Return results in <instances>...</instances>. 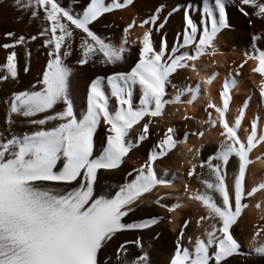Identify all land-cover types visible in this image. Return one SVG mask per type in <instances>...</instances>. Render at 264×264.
<instances>
[{"label": "snow or ice", "instance_id": "snow-or-ice-1", "mask_svg": "<svg viewBox=\"0 0 264 264\" xmlns=\"http://www.w3.org/2000/svg\"><path fill=\"white\" fill-rule=\"evenodd\" d=\"M14 4L41 26L27 37L3 33L6 42L0 43V50L6 55L0 60V85L18 84L21 71L29 73L30 42L40 41L46 65L34 82L0 96V264H155V249L145 237L155 241L160 233L151 234L154 227L173 220L171 215L138 213L150 206L147 197L172 187V181L158 175L156 165L189 134L203 141L205 125L218 130L219 140L203 159V143L187 149L191 155L184 175L199 188L183 185L186 199L201 209L195 227L202 235L185 240L190 225L185 219L166 264H264V224L254 227L246 246L234 231L249 198L264 191V182L252 187L246 183L250 153L264 143V124L254 116L250 129L244 128L241 135L247 100L234 120L228 115L245 66L260 78L257 94L264 106V33L251 37L250 50L243 52L234 69L228 66L218 90L219 103L208 101L207 118L199 121V129L177 140L176 129L167 127L144 162L124 171L115 189L103 183L123 171L130 152L153 134L151 129L167 107L180 111V105H193L202 85L212 84L215 72L195 86H185L177 78L181 70L195 72L196 62L209 50L215 52L218 36L232 27L229 7L251 25L252 18L264 22V0H202L195 17L185 7L179 40L171 45L154 34L181 12L179 6L169 10L161 3L139 24L133 18L120 37H111L96 30L99 25L109 27L105 14L134 6L135 0H84L75 5L71 0H14ZM134 27L142 32L130 40ZM88 67L105 74L93 72L85 101L78 104L73 81L77 69ZM193 118L187 113L181 117ZM162 199L157 195L151 204L169 214L180 208L179 203L166 206ZM127 234L135 238L129 240Z\"/></svg>", "mask_w": 264, "mask_h": 264}, {"label": "bare ground", "instance_id": "bare-ground-1", "mask_svg": "<svg viewBox=\"0 0 264 264\" xmlns=\"http://www.w3.org/2000/svg\"><path fill=\"white\" fill-rule=\"evenodd\" d=\"M83 2L84 0H71V4L73 5ZM161 3L165 4L169 10L173 6H179L181 12L173 14L168 19L165 27L160 30L159 35L154 34V38L158 40L163 36L170 45L175 44L179 40L182 10L185 7L190 8L192 10V15L195 17L199 14L198 9L202 7V0H135L134 6H129V8L125 10H116L114 13L105 14L103 19L109 27L99 25L96 30L98 34L104 36L120 37L123 27L132 22L133 18H135L136 23L139 24L142 19L152 14L154 8ZM228 16L232 25L231 30H226L218 36L215 52L209 50L208 54L197 61V70L195 72L191 70H181L177 78V80L182 81L185 86H195L196 82L209 78L215 72L217 75L214 77L212 84L202 85L198 99L193 105H180V111H176L177 106L166 108L165 116L158 121L155 128L151 129L153 134L149 136L147 141L142 142L138 148L130 152L129 156L126 158V164L122 166L123 171L116 174L115 178H108L103 181L104 184L110 186L109 190L116 188L124 171H131L133 167H139L140 164L144 162L152 145L160 138L167 127L175 128V138L177 140H183V134L185 132L192 133L196 131L201 127L199 121L207 118L204 108L208 101L211 99L213 102L219 103L218 90L228 74V66L234 69L236 63L241 61L243 52L250 50L251 37L257 33H264V22L252 18V24L249 25L248 18H245L234 7H229ZM40 26L38 21L31 20L27 14L18 10L15 7L14 0H0V43L6 42L2 39V35L6 31H14L17 34H23L27 37L36 34ZM141 32V29L134 27L130 30L129 39H135ZM30 43L32 55L29 73L24 74L21 71L18 84L9 82L0 85V96H3L13 88L26 87L30 82H34L41 74L42 69L46 65L45 52L40 48L39 40ZM132 51L136 52V46H133ZM5 55L4 51L0 50V60H3ZM123 67L126 68L127 65ZM77 72L78 75L73 81V87L78 104H83L86 97L89 77L93 72L98 75H103L105 73L102 70L93 69L91 67H88L87 71L77 69ZM0 74H3L2 69H0ZM185 77H188V79L185 80ZM237 80L239 81V86L233 91V100L230 103V112L228 115L230 120H234L235 116L238 114V109L244 104L245 100L248 101L246 116L242 121L241 127V135L243 136L245 135L243 129H250V120L254 116H259L261 123L264 124V106H262L257 94L260 80L258 74H250L249 67L245 66L241 70V75L237 77ZM204 89L208 90V95H204ZM173 112L175 115H169V113ZM186 113L193 115L194 118L192 120L181 119ZM213 115H215V113H213ZM0 116H2V111H0ZM203 130H205L203 141L189 134L185 142L178 144L177 149H175L169 157L164 158L156 165L158 175H161L166 180L172 181V187L161 188L158 192H154L147 197L146 203L150 206L138 213V215L145 217L156 214L167 218L171 215L173 220V223H167L166 221L162 222L158 227H155L152 233L153 235L155 232L160 233L158 239L155 241L151 240L156 248V254L153 257L155 264H166V260L173 250L175 236L185 219L190 220L189 227L185 229V240H187L189 236L194 239L196 236L202 235V229H197L195 227V220L201 214V209L197 203L186 199L183 192V185L184 183H189L191 190L199 188L197 182H189L186 175H184L188 166L187 161L191 155L187 152V149L199 146L203 143L204 148L201 152V159H203L214 150L219 140L217 129L205 125ZM155 133H159V135ZM102 137L103 128L98 130L96 136L97 146H99ZM250 159L252 162L247 169L246 183L249 187H252L264 182V143L257 145V147L253 149L252 153H250ZM173 173H176L175 178L173 177ZM157 195L163 197L161 202L166 206L179 203L180 208L176 212L169 214L165 209L151 204V201L155 199ZM256 203H260L261 207L256 208ZM261 224H264V191L257 192L252 198H249V207L245 210V215L238 226L235 227V235L242 244L246 246L254 231V227ZM112 251V249L108 250L109 256L112 255ZM113 264H115V262H113Z\"/></svg>", "mask_w": 264, "mask_h": 264}, {"label": "rangeland", "instance_id": "rangeland-1", "mask_svg": "<svg viewBox=\"0 0 264 264\" xmlns=\"http://www.w3.org/2000/svg\"><path fill=\"white\" fill-rule=\"evenodd\" d=\"M155 230V227H154V229L151 231V234L153 233V231ZM126 238L127 239H129V240H132V239H134L135 238V236L133 235V234H127V236H126ZM145 240H146V243H148V244H152V241H151V239L149 238V237H145ZM152 246H153V248L155 249V251H154V254H153V257L155 256V252H156V248H155V246H154V244H152ZM130 248H131V246H129ZM133 251H137L138 252V250H133Z\"/></svg>", "mask_w": 264, "mask_h": 264}]
</instances>
